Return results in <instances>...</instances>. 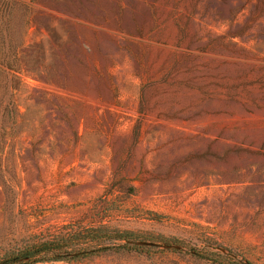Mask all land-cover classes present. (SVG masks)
<instances>
[{
  "label": "rangeland",
  "instance_id": "1",
  "mask_svg": "<svg viewBox=\"0 0 264 264\" xmlns=\"http://www.w3.org/2000/svg\"><path fill=\"white\" fill-rule=\"evenodd\" d=\"M63 238L264 264V0H0V261Z\"/></svg>",
  "mask_w": 264,
  "mask_h": 264
},
{
  "label": "trees",
  "instance_id": "2",
  "mask_svg": "<svg viewBox=\"0 0 264 264\" xmlns=\"http://www.w3.org/2000/svg\"><path fill=\"white\" fill-rule=\"evenodd\" d=\"M69 240L68 238L66 239H60L58 242V246H52V245H47L43 244L40 247H35L30 250H25L17 254L16 256L12 258H6L2 261H0V264H11V263H17L19 261L25 260V259H33L34 257L40 256L41 254H47L53 250H57L61 245L64 243H67Z\"/></svg>",
  "mask_w": 264,
  "mask_h": 264
}]
</instances>
